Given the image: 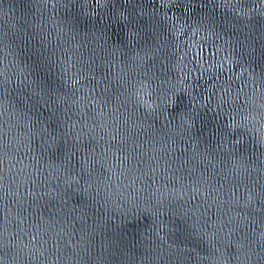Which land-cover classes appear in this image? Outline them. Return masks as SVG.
<instances>
[{"label":"water","instance_id":"water-1","mask_svg":"<svg viewBox=\"0 0 264 264\" xmlns=\"http://www.w3.org/2000/svg\"><path fill=\"white\" fill-rule=\"evenodd\" d=\"M0 264H264V0H0Z\"/></svg>","mask_w":264,"mask_h":264}]
</instances>
